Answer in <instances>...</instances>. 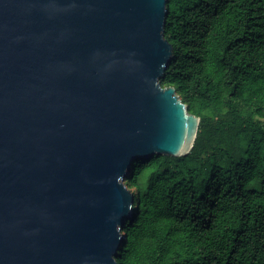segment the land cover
Here are the masks:
<instances>
[{"label": "water", "instance_id": "obj_1", "mask_svg": "<svg viewBox=\"0 0 264 264\" xmlns=\"http://www.w3.org/2000/svg\"><path fill=\"white\" fill-rule=\"evenodd\" d=\"M167 6L0 0V264H119L139 217L124 180L200 126L161 82Z\"/></svg>", "mask_w": 264, "mask_h": 264}, {"label": "trees", "instance_id": "obj_2", "mask_svg": "<svg viewBox=\"0 0 264 264\" xmlns=\"http://www.w3.org/2000/svg\"><path fill=\"white\" fill-rule=\"evenodd\" d=\"M161 82L200 118L191 152L139 158L119 264H264V0H168ZM119 253V252H118Z\"/></svg>", "mask_w": 264, "mask_h": 264}, {"label": "rangeland", "instance_id": "obj_3", "mask_svg": "<svg viewBox=\"0 0 264 264\" xmlns=\"http://www.w3.org/2000/svg\"><path fill=\"white\" fill-rule=\"evenodd\" d=\"M124 185L126 186V179L124 180ZM127 190L130 191L129 193H131V195L133 196V189H131L130 187L127 186ZM133 201H134V197H133ZM134 207V202L131 204V209L133 210Z\"/></svg>", "mask_w": 264, "mask_h": 264}, {"label": "flooded vegetation", "instance_id": "obj_4", "mask_svg": "<svg viewBox=\"0 0 264 264\" xmlns=\"http://www.w3.org/2000/svg\"><path fill=\"white\" fill-rule=\"evenodd\" d=\"M126 188H127V186H126ZM130 192V191H129ZM131 194V193H130Z\"/></svg>", "mask_w": 264, "mask_h": 264}]
</instances>
